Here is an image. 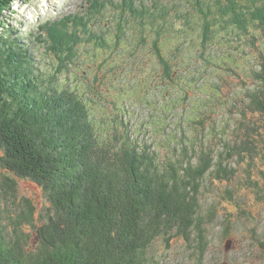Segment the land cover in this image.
<instances>
[{"label": "trees", "instance_id": "1", "mask_svg": "<svg viewBox=\"0 0 264 264\" xmlns=\"http://www.w3.org/2000/svg\"><path fill=\"white\" fill-rule=\"evenodd\" d=\"M16 1L23 0H0L1 27L3 12ZM182 1L187 9H166L161 0L93 5V14L107 5L120 7L109 40L90 33L88 21L78 17L68 22L56 47L52 38L42 39L60 24L40 25L26 38L9 30L0 34V167L39 184L48 202L37 222L27 201L16 221L8 218L11 230L0 222V264H146L156 239L168 243L178 237L193 246L195 264H202L208 246L200 213L206 176L224 183L231 199L236 166L248 169L254 159L264 161V0L175 4ZM129 26L132 32L154 30V47L178 32L174 53H159L157 88L166 81L182 93L171 107H159L149 123L154 137L162 135L158 141L136 137L124 106L121 116L96 121L89 90L71 75L83 45L81 31L87 29L86 42H94L98 53L112 42L118 47L124 34L131 35ZM32 41L50 44L47 68L38 65ZM228 75L239 89L225 95ZM152 106L144 107L150 118L157 108ZM2 185L10 189L14 181L4 174ZM2 214L0 209V221ZM22 221L34 229L33 252L22 247Z\"/></svg>", "mask_w": 264, "mask_h": 264}, {"label": "rangeland", "instance_id": "2", "mask_svg": "<svg viewBox=\"0 0 264 264\" xmlns=\"http://www.w3.org/2000/svg\"><path fill=\"white\" fill-rule=\"evenodd\" d=\"M93 1H16L3 12L4 22L3 27L0 26V34L6 35L11 31L9 34L26 38L29 34L33 35L32 33L36 32V28L40 25L52 24L51 27L54 29L55 25L60 24L55 29L54 35L45 34L42 39L43 42H51L52 38L56 47L57 42L67 33L68 22L78 17L88 21L87 26H89L90 33L98 32L109 40V35L115 31L112 25L115 28L118 17H121L116 14V12L119 13L120 7L114 8L107 5L100 14H93L91 11L93 5L97 3L101 5L106 0H99L96 4ZM161 1L166 9L171 8L172 5H175L174 8L180 6L187 9L184 1L180 4H175L178 0ZM256 3L262 4L263 0H256ZM131 28L133 27L127 28V34L131 35L124 34L119 39L121 43L118 47H114L112 42L110 48L98 53H95L94 42H86V37L89 36L85 34L87 29L81 31L83 45L78 49L80 55L74 61L71 75L79 81L85 93L89 90L88 96L93 103L92 106L89 105V110L96 121L103 123L104 116L106 119H111L115 114H118V117L121 116L124 106V119H129L128 124L135 130L138 135L136 137L142 141L144 139L158 141L162 135L157 134L158 136L154 137L155 133L149 123L157 117L159 107H171L175 96L182 93L180 87L166 81L162 87L157 88L161 80L158 74L162 70L159 64V53L163 54V50L167 52L164 53L165 56L170 52L174 53L176 46H180L177 44L178 32L171 34L165 42L158 39L154 47L153 42L156 39L154 30L148 31L140 27L139 31L132 32ZM141 31L144 34L142 36ZM34 35L37 37L38 33ZM43 42L32 41L30 48L38 65L47 68L50 63L47 54L50 44ZM111 55H113L112 58H110ZM169 58L171 59V56ZM242 62L243 58L237 64L241 65ZM226 80L227 85L223 88V94H230L231 91L236 92L239 89V81L236 78L228 75ZM125 88L128 89L125 90ZM189 94L192 93L189 92ZM142 101H146L147 105L145 106ZM153 104L157 108L151 113L153 117L150 118V111L144 107L153 108ZM177 111L178 109L175 113ZM167 123L166 133L171 128L169 121ZM140 125H142V131H137ZM143 128H146L145 131ZM160 152L163 153L164 150L161 148ZM236 167L239 175L231 183L234 187L231 199L224 193V183L213 177L208 179V175L204 181L200 195V213L205 217L203 218L207 230L208 246L202 264H264V161L256 158L253 166L248 169L240 165ZM4 174L14 181V186L10 189L2 185ZM248 179H252V183L260 187L259 190L250 186ZM46 200V193L39 184L31 179L3 173L0 167V209L3 211L0 222L9 230L12 226L8 218L16 221L17 214L24 208L25 201L33 207L34 221L37 222L41 214H46L45 210L48 208ZM19 226L24 234L22 243L24 251H35L37 244L33 235L34 229L32 230L27 221H22ZM193 250V246H189L180 237L171 238L168 243L163 238H158L148 249L146 264H195L196 255Z\"/></svg>", "mask_w": 264, "mask_h": 264}]
</instances>
